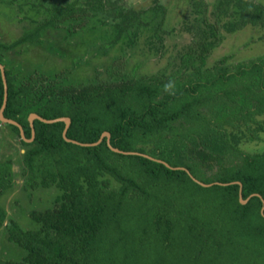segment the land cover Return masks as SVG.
Listing matches in <instances>:
<instances>
[{"label": "trees", "instance_id": "obj_1", "mask_svg": "<svg viewBox=\"0 0 264 264\" xmlns=\"http://www.w3.org/2000/svg\"><path fill=\"white\" fill-rule=\"evenodd\" d=\"M64 2L15 42L0 41V111L6 79L4 115L33 139L5 123L25 147L26 182L59 192L52 207L30 212L32 229L0 206V227L24 252L6 264H181L189 256L195 264L205 254L214 262L241 247L264 248V151L240 149L218 121L224 117L222 123L233 126L264 115V56L236 65L235 72L198 67L195 81L183 72L195 67L190 53L183 70L169 76L75 86L61 75L26 74L9 52L41 43L47 29L65 25L76 33L92 19L113 26L107 44L113 47L142 16L118 0ZM255 10L264 16L262 7ZM218 42L203 45L201 66ZM32 114L70 118L67 138L80 143H97L105 132L111 137L82 146L65 139L64 121L39 119L33 135ZM13 183L8 158L0 162V196Z\"/></svg>", "mask_w": 264, "mask_h": 264}, {"label": "rangeland", "instance_id": "obj_2", "mask_svg": "<svg viewBox=\"0 0 264 264\" xmlns=\"http://www.w3.org/2000/svg\"><path fill=\"white\" fill-rule=\"evenodd\" d=\"M118 1L127 9L142 12V16L115 46L107 45L114 34L113 26L90 19L76 33H70L65 25L47 29L41 43L21 45L9 52L10 59L23 65L26 74L38 71L48 77L61 75L81 86L109 79L128 80L131 76H169L183 70V56L188 53L196 57L195 67L189 66L183 72L193 76L194 81L199 77L198 67L206 71L223 65L235 72L236 65L264 56V16L255 14L257 7L264 9V0ZM56 6H65L64 0H0V41L15 42L52 15L50 10ZM218 40L201 66L203 45ZM255 118V122L237 121L233 126L223 124L224 117L218 121L236 137V141L230 137L234 145L254 154L264 151V115ZM24 152L20 138L1 123L0 162L8 158L12 161L14 183L0 196V206L22 228L32 229L30 212L52 207L59 192L56 188H31L24 172ZM112 186L119 188V183L112 179ZM23 256L24 252L9 242L6 228L0 227V264L11 259L19 261ZM204 256L195 264H264V248L256 252L241 247L214 262L210 255ZM181 264H193L192 258Z\"/></svg>", "mask_w": 264, "mask_h": 264}, {"label": "water", "instance_id": "obj_3", "mask_svg": "<svg viewBox=\"0 0 264 264\" xmlns=\"http://www.w3.org/2000/svg\"><path fill=\"white\" fill-rule=\"evenodd\" d=\"M0 68H1L2 70H4V67H3L1 64H0ZM4 79H5V75H4ZM5 85H6L5 100H4L3 107H2V109H1V111H0V119H1V121L4 122V123H9V124L17 125V126L20 128V130H21L22 137H23L27 142H31V141H33V139H26V138H25V134H24V130H23L22 125H21L20 123H18L17 121H15V120H12V119L6 118L5 115H4V111H5V108H6V105H7V100H8V87H7L6 79H5ZM35 119H39V120H41V121H43V122H45V123H55V122L64 121V122L66 123V128H65V130H64V137H65V139H66L67 141H69V142H72V143H75V144H79V145H82V146H92V145H97V144H99V143L102 142L103 138L107 137L108 139H110V137H111V135H110L109 132H105V133L102 135V138H101L97 143H93V144L80 143V142H77V141H74V140H71V139H68V138H67V130H68L70 124H71V120H70V118H58V119H54V120H48V119H45V118H43V117H41V116H39V115H37V114H32V115H30V118H29V120H30V124H31L32 128L34 127V126H33V122H34ZM34 134H35V130H34V128H33V135H34ZM111 148H112V150H114L115 152H118V153L130 154V152H124V151H121V150H119V149H117V148H114V147H112V146H111ZM197 182H199L201 185L206 186V187L212 185V184H209V185H208V184H204V183H202V182H200V181H198V180H197ZM241 201H242L243 204H245V203L248 202V199H247V200L241 199Z\"/></svg>", "mask_w": 264, "mask_h": 264}, {"label": "clouds", "instance_id": "obj_4", "mask_svg": "<svg viewBox=\"0 0 264 264\" xmlns=\"http://www.w3.org/2000/svg\"><path fill=\"white\" fill-rule=\"evenodd\" d=\"M2 122V121H1ZM2 123H4V122H2ZM9 124V123H8ZM246 204V203H245Z\"/></svg>", "mask_w": 264, "mask_h": 264}]
</instances>
